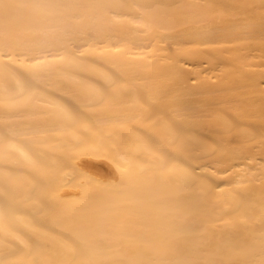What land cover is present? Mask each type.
<instances>
[{
  "label": "bare ground",
  "instance_id": "6f19581e",
  "mask_svg": "<svg viewBox=\"0 0 264 264\" xmlns=\"http://www.w3.org/2000/svg\"><path fill=\"white\" fill-rule=\"evenodd\" d=\"M0 264H264V0H0Z\"/></svg>",
  "mask_w": 264,
  "mask_h": 264
}]
</instances>
